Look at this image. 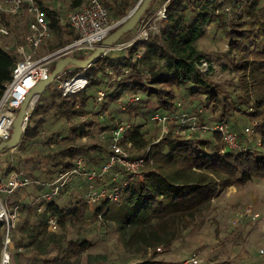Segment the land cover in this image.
<instances>
[{
  "label": "trees",
  "instance_id": "obj_1",
  "mask_svg": "<svg viewBox=\"0 0 264 264\" xmlns=\"http://www.w3.org/2000/svg\"><path fill=\"white\" fill-rule=\"evenodd\" d=\"M82 1L74 0V4L80 5ZM165 1L152 0L144 16L155 12ZM42 11L49 26L58 22L55 11ZM211 23L223 32L227 49L222 56L235 74V78L225 84L211 79L210 61L197 47V41ZM133 32L123 34L120 40L129 39ZM111 54L112 51L106 52L84 71L88 81L84 89L65 96L53 89L51 102L35 105L19 145L38 135V127L45 121L49 109L67 120H77L84 115L89 104L88 87L99 88L106 77H112L109 85L114 99L123 93L140 95L139 101L152 100L155 111L164 112L173 108L177 90L183 87L193 98L202 97L206 103L204 108L209 107L214 115L222 118L238 112L248 124L254 125L249 135L237 131V119H233L230 125L238 132L240 143L236 149H225L217 133L205 134L209 135L206 138L198 134L185 138L170 131L155 143L145 137L140 125L133 126L126 134L138 151L150 145V157L142 168L143 179L129 184L116 201L102 202L94 213L100 218L101 211L105 210V215L116 222L119 237H123L126 228L128 244H139L140 249L151 248L155 252L161 247L167 248L184 229L193 226L203 206L221 191L242 187L253 178H264V0H167L162 28L157 33L117 51L114 58ZM16 58L13 50L0 44V96ZM202 61L207 62L205 70L201 67ZM52 68L53 65L50 71ZM78 69L73 67L67 76ZM95 113L98 117L101 111ZM35 115L37 119H33ZM85 122L74 123L77 134L83 131ZM208 145H211L210 151ZM75 148L67 143L42 157L60 173L71 167L75 158L82 156L81 151L89 147ZM40 205L43 210L37 214V221L29 224L27 218H23L18 227V239L14 236L15 245L35 257H45L52 245L61 243L64 236L55 233L56 230H64L68 218L83 217L87 209L83 200H78L68 210L53 199L42 200L35 207ZM26 209L30 212L32 207ZM49 217L56 218L55 231L48 229ZM152 218L156 219L154 223ZM90 245L87 239L71 240L60 259L66 261ZM159 263L143 260L134 264Z\"/></svg>",
  "mask_w": 264,
  "mask_h": 264
},
{
  "label": "built area",
  "instance_id": "obj_2",
  "mask_svg": "<svg viewBox=\"0 0 264 264\" xmlns=\"http://www.w3.org/2000/svg\"><path fill=\"white\" fill-rule=\"evenodd\" d=\"M166 2L167 0L152 14L141 18L137 29L129 39L116 42L108 51L125 50L137 41L146 40L149 36L157 33L162 28V21L165 18ZM24 10L31 18L26 26L23 43L13 48L17 58L12 66L10 78L5 83L0 96V141L9 138L13 119L24 97L38 81L48 78L54 62L66 55L77 57L88 55L117 22L111 20L108 8L101 0H83L78 8L68 12L63 19L68 27L75 32V37L53 51L37 56L35 54L37 49L50 35L49 23L37 0H0V35L8 33V28L3 22V15H18ZM136 56L139 57V54ZM201 67L205 70L207 62L202 61ZM86 69L80 68L71 76L66 74L72 69H64L56 77L51 88L58 89L62 96L84 89L88 85L83 74ZM104 96V91H97L98 101ZM115 100L116 108L125 110L129 104L139 100V95H120ZM33 107L34 105L30 109V113ZM202 111L203 108L193 111L184 109L180 102H175L171 110L153 111L149 119L160 128V135L155 142L170 131L185 138L191 137L193 134L202 136L217 133L220 135L225 149L240 147L238 132L228 121L220 119L210 125H204L200 122ZM108 114L107 109H102L100 117ZM77 121H86V116H79ZM253 126V124L245 126L243 132L252 134ZM131 129L130 123L120 120L115 121V124L110 128L102 129L98 136L108 139V151L104 160L96 166L87 167L84 159L78 156L71 167L58 173L51 180H38L17 169L16 165L20 162V158H17L15 153L17 146L6 150L7 155L4 159L6 166L0 171V264H12L13 250H23L22 246H16L14 243L18 219L17 208L10 207L6 202V197L13 195L17 190L31 184L37 185L47 189L45 197L48 199L51 194L58 193L69 179L77 177L85 187L83 201L87 205H93L98 201H116L129 184L143 179L142 168L150 157V145L146 146L141 153L132 155L133 145L126 137ZM239 215L253 218L256 213L251 207H245ZM238 221V219H234L232 224H237ZM47 222L49 230L57 229L55 217H49ZM261 252L264 253V250L262 249ZM189 262L198 264L199 259L193 255Z\"/></svg>",
  "mask_w": 264,
  "mask_h": 264
},
{
  "label": "rangeland",
  "instance_id": "obj_3",
  "mask_svg": "<svg viewBox=\"0 0 264 264\" xmlns=\"http://www.w3.org/2000/svg\"><path fill=\"white\" fill-rule=\"evenodd\" d=\"M101 1L108 8L109 16L111 20H113L114 16H112V14L114 10L111 8L114 6V2L116 0ZM68 7L69 6L66 5L63 19L66 17L68 12L74 10ZM30 18L31 16L25 10L18 15L4 14L3 22L8 28V33L0 35V44L5 48L12 49L15 46L23 43L26 26ZM63 23L64 24H60L61 27L55 30L52 35L50 33L46 41H44V43H42V45L37 49L35 53L37 56L53 51L54 49L66 44V42L72 38L70 28L68 29V25L64 22V20ZM136 29L137 25L131 31H135ZM118 41L121 40L119 39ZM197 47L205 53V57L210 61L209 63L211 66V79L216 82L225 84L227 81L235 78V74L232 71L231 66L228 64L227 59L222 56V54L227 49V42L224 39L222 30L217 25L213 23L209 24L206 33L197 41ZM116 56L117 51H112L111 57L114 58ZM111 81L112 77H106L99 88L94 86L88 87L87 90L89 93V104L93 106L96 102H98V90L104 91L105 96L101 100H99V103L102 106L107 105L108 113L110 114V116H112H109L108 118V128L113 126L115 124V121L119 120L122 122L130 123L131 127L140 125L141 130L144 131L145 137L150 141L155 142L160 135V128L149 119L151 113L156 110L155 103L152 100H149L148 102L137 100L136 102L129 104L125 110L116 109V98L114 99V96H112L113 88L109 85V83H112ZM50 87L44 90L47 91L45 95L46 99L48 100H51L52 97ZM122 95L126 96V94ZM39 101L40 98L38 97L34 103V106L37 105ZM175 102H180L182 108L189 111L203 108V111L200 114V122L204 125H210L214 121L220 119H225L229 124H231L234 118L237 119L238 126L236 130L239 132L243 131L245 126L249 125L246 118L238 112H233V115L228 114L222 118L214 115L209 107L204 108V106H206V103L202 97L193 98L191 95H189L187 89L183 87L177 90L176 98L174 99V103ZM50 113L53 115L55 122L61 120V118L56 115L55 110H51ZM93 114V116L96 115V113ZM62 121L63 122L61 125H58L54 128L55 130L52 132V134H50L49 138L43 140L38 137L33 140L35 143L30 140H24L18 146V150L20 153L32 155L31 159L35 171L34 173H28L30 177L44 181L53 179L58 174L57 168L50 162H42V160H44V157H42V155L58 150L64 147V145L67 143L74 146V148L76 147L77 149H79V147L88 146L89 150L87 149L85 151H81V155H83L86 163L88 164H93L98 160L101 161L103 159V155L105 153V150L107 149L108 142L105 139L101 140L97 136V132L103 125V122L95 125L91 130H87L86 125L88 124H85V127H83L82 129L83 131L77 134L75 124L72 123V121H70L67 126V121H65L64 119H62ZM112 121L113 123H110ZM30 124H33V122H30ZM199 137L206 138L209 137V135H202ZM214 140L217 143L218 140L216 138ZM93 145H96V147H93ZM210 148L211 145H208L207 149L209 151ZM131 153L132 155H137L141 153V151L133 148ZM6 155V150L0 153V171L3 170V168L6 166V162H4ZM253 179L258 180L259 178ZM71 180L72 179L68 180V183L70 182V187L68 183V186L65 184L58 193L51 194L50 198L48 199L46 197L43 198L39 196L38 189L40 190L41 188L35 185L28 190L21 191L24 195H32L33 197H36L35 201L32 200L33 203L31 205L21 204L22 212L25 211L22 220L23 218H27L29 224L35 223L37 221V214H39L43 210L42 206L39 209L35 206L42 200H50L53 199V197H56V199L62 201L63 208L72 209L74 205L78 203V200H82L83 189L78 188V185L76 184L75 186H72L73 183L71 182ZM253 187H257V189L261 191V196H264V180L262 182L259 181L257 184L248 183L242 187H237L236 191H229L228 189H225L221 191L219 195L214 197L209 204H205L203 206L200 214L192 223L193 226H201V224H204V222L216 224L217 222L219 223L216 218L221 220L223 216H229L230 213L236 214L238 212H243L245 207H251L253 209V203L249 199V195ZM28 206L32 207V210H29L30 212H28V209H26ZM95 211L96 210L87 211L85 212L83 217L80 218H73L70 220L68 218V220L65 222V229L60 230L58 228L55 232L63 234V240H61V243L52 245L44 258H37L32 255L30 257V254L28 252L22 251L21 253H17L14 261L16 263L20 262L21 264H29L28 260L30 259L31 264H49V261L52 262V264H79L80 261L87 259V257H98L101 260V262L98 264H134L142 262L146 258L147 260L154 259L156 254L163 253L165 251V247L156 249L154 252V250L151 248H148L146 250L140 249L139 244H128V230L125 228V234L122 238L119 237L116 222L108 217V214L105 215V210L101 211L102 214L100 218L95 216ZM21 221L17 222L15 228V232L17 235L16 239H18L19 237L18 227H20ZM155 221V218L151 219L152 223H154ZM187 231L188 228L184 229L182 231V235ZM180 237L181 236L173 239L171 242H173L174 240H179ZM84 239H87L91 243L88 250H86L84 253H80L78 257L74 258L73 260L64 261L60 259L69 241H82ZM43 259H47V262L43 261Z\"/></svg>",
  "mask_w": 264,
  "mask_h": 264
},
{
  "label": "crops",
  "instance_id": "obj_4",
  "mask_svg": "<svg viewBox=\"0 0 264 264\" xmlns=\"http://www.w3.org/2000/svg\"><path fill=\"white\" fill-rule=\"evenodd\" d=\"M137 1L138 0H116L114 2V6L111 8L114 10L113 14L111 13L112 16H114L112 21H118L119 19H121L134 7ZM37 2L41 10L51 9L55 11L58 15V22L50 26L51 35L55 30L61 27L60 24H64L63 15L65 14L64 10L66 9V5H68L69 6L68 8L70 9H76L79 7L78 4L77 5L74 4V0H37ZM46 19L48 21L47 17ZM70 32L72 33V38L68 40L66 43L70 42L75 37V32L72 29H70ZM7 49L13 50V48L12 49L7 48ZM44 54L45 53L41 55ZM68 69H72V68H68ZM50 90L52 93L53 89L51 87ZM46 92L47 91H43V93L39 95L40 101L37 103V105L39 106L45 105L51 102V100L46 99V95H45ZM99 102L100 101L96 102L93 106L88 104L84 113V115L86 116L85 123L89 125V127H87V130H91L95 125H98L103 122L102 123L103 125L101 124L102 126L100 127V130L97 132V136L102 129L108 128V117L104 119L101 118L100 115H98V117L93 116L94 115L93 113H95L98 110L100 111L102 109L108 110L107 105L102 106L100 105ZM51 110L54 109L48 110V112L45 115V121L41 126L38 127V135L30 141L34 142L33 140H35L38 137L43 140L49 138L50 134H52V132L55 130L54 128L62 124L63 122L62 119L67 121L66 126L70 123V121H72V123H76L77 121L75 119L66 120L64 116H60L58 113H56V115L59 116L61 120L55 122L53 115L50 113ZM37 118L38 116L35 115L33 119H37ZM98 138H100L101 140L104 139L107 140V137L101 138L98 136ZM107 151H108V146L107 149L105 150V153L103 152L104 153L103 159L101 161L98 160L96 163L93 164L86 163V160L83 157V155L81 157L84 159L85 165L87 167L96 166L104 160ZM15 153L17 155V158H20V162L16 165V168L22 170L25 174H28L29 172L34 173L35 169L33 168L34 165L31 159L32 155L26 153H20L18 150V146L15 148ZM43 161L47 163L49 162L47 158H44L42 162ZM71 179H72L71 182L73 183L72 186L73 185L75 186L76 184L78 185V188L83 189L82 190V200H83L85 193V187H83L82 185L83 182L77 177H73ZM263 180L264 178H259L258 180L252 179L248 183L257 184L259 181L262 182ZM67 183L66 185L68 186L70 182L68 184ZM32 186L34 185L31 184L26 187H23L17 190L13 195L6 197V202L10 205V207L17 208L18 211L17 222L21 221L23 215L25 214V211L22 212L21 210V204L31 205L33 203L32 200L33 201L36 200V197H33L32 195H24L21 192L23 190L30 189ZM230 188H228L229 191L237 190V187L234 186ZM38 191H39L38 192L39 196L44 198L47 189L41 188L40 190L38 189ZM260 192L261 191H259L257 187H253L249 195V199L253 203L254 210L253 209L252 210L254 213H256L255 217L252 218L246 215L240 216L239 212L236 214L230 213L229 216L227 215L228 217L223 216L221 220L216 218V220L219 221V223L217 222L218 224L217 223L210 224L209 222H204V224H201V226L198 227L197 226L188 227V231L186 233H183V235H181L179 240H174L173 242H171V244L168 246V248L165 249L163 253L156 254L155 258L150 260L151 261L158 260L161 262L159 264H191L189 262V259L191 256L195 255L197 259H199V264H216V263L217 264H264V253L261 252L262 249L264 250V196L262 197ZM53 200L61 208H63L62 201L56 199V197L55 198L53 197ZM101 202L102 201H98L93 205H87L86 212L94 211L98 206H100ZM40 207L41 205L38 206V209ZM234 219L239 220L237 224H232V221ZM15 236H17L16 232H15ZM88 249L89 248H87L86 250ZM22 251L25 250L24 249L21 251L13 250L12 264H21L20 262L16 263L14 261V258H16L15 256H17V253H21ZM85 251L81 253H84ZM78 255L66 261L73 260L74 258L78 257ZM37 258H44V257L43 255H37ZM144 260H147V258ZM28 262L29 264H31L30 259L28 260ZM100 262L101 260L98 257H93V258L87 257V259L80 261L79 264H98Z\"/></svg>",
  "mask_w": 264,
  "mask_h": 264
},
{
  "label": "water",
  "instance_id": "obj_5",
  "mask_svg": "<svg viewBox=\"0 0 264 264\" xmlns=\"http://www.w3.org/2000/svg\"><path fill=\"white\" fill-rule=\"evenodd\" d=\"M151 2L152 0H138L134 7L113 25V30H111L88 55L84 57L66 55L58 58L54 62L48 78L38 81L24 97L13 119L9 138L0 141V153L19 145L23 136L25 124L28 117L31 115L30 109L34 105L31 103L33 97L37 100L39 95L53 84L56 77L64 69L73 67L88 68L93 64L110 50L113 44L118 42L123 34L131 31L138 24Z\"/></svg>",
  "mask_w": 264,
  "mask_h": 264
},
{
  "label": "bare ground",
  "instance_id": "obj_6",
  "mask_svg": "<svg viewBox=\"0 0 264 264\" xmlns=\"http://www.w3.org/2000/svg\"><path fill=\"white\" fill-rule=\"evenodd\" d=\"M35 101H36V98H35V97H33V98H32V100H31V103H32V104H34V103H35Z\"/></svg>",
  "mask_w": 264,
  "mask_h": 264
}]
</instances>
